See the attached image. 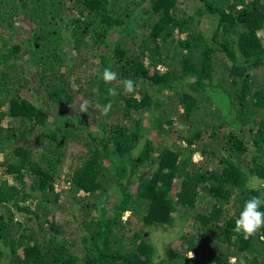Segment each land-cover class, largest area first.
Listing matches in <instances>:
<instances>
[{
    "label": "trees",
    "instance_id": "1",
    "mask_svg": "<svg viewBox=\"0 0 264 264\" xmlns=\"http://www.w3.org/2000/svg\"><path fill=\"white\" fill-rule=\"evenodd\" d=\"M0 171V264H264V0H0Z\"/></svg>",
    "mask_w": 264,
    "mask_h": 264
},
{
    "label": "clouds",
    "instance_id": "2",
    "mask_svg": "<svg viewBox=\"0 0 264 264\" xmlns=\"http://www.w3.org/2000/svg\"><path fill=\"white\" fill-rule=\"evenodd\" d=\"M102 80L104 81V83L109 85H113L115 82L122 83L123 91L125 94H133L136 91L135 81L132 80L131 78L121 80L118 74L115 71H113L111 65H108L104 68L102 73ZM108 94L110 96H114V95H118L119 93L117 92V88L113 86L108 89ZM110 107H111L110 104L105 106L103 113L104 115L107 114ZM80 111L81 113H87L89 116L91 115L88 101L85 100L81 103ZM240 132L243 135V132L242 131ZM244 139L249 140L250 134H245ZM194 156H193V160L196 162L197 160L195 159ZM251 181L253 184H255L259 180L257 178L251 177ZM62 186L60 187V189H66L67 187V185L64 188H62ZM262 209H264V193L250 196L244 202L239 212V215L235 220L234 231L237 234L241 235L245 240L254 237L258 232H260L261 229H264V210ZM189 256H193V253H189ZM238 259H239V264H246V261L243 258H237V257H229L228 264H237Z\"/></svg>",
    "mask_w": 264,
    "mask_h": 264
},
{
    "label": "rangeland",
    "instance_id": "3",
    "mask_svg": "<svg viewBox=\"0 0 264 264\" xmlns=\"http://www.w3.org/2000/svg\"><path fill=\"white\" fill-rule=\"evenodd\" d=\"M213 23H214L213 21L212 22H209L208 25L209 26H213L214 25ZM21 28H22V31H26V30H23V29H26V28H24V27H21ZM87 72H90V71H87ZM44 101H45L46 104L50 105L48 99H44ZM27 143H29V139H26V143H24V144H27ZM171 148H172V146H171ZM66 154L68 155V153H67V147H66ZM194 155H195L194 157H195L196 160H199L200 159L198 153H196ZM69 162H70L69 160H64V162H63V164L61 166L60 173L55 178V183H53V188H54V192L55 193L56 192L58 193V191L60 190V187L62 186V184H61V183H63L62 179L64 177L65 171L67 170V168L69 166ZM4 179H9V178L6 177V176H4L2 174V172L0 171V181L1 180H4ZM9 181H10V183H13L11 179H9ZM57 183H58L59 186L57 185ZM257 183H258V181H257ZM251 184H253L252 181H251ZM64 187L65 186H62V188H64ZM77 196L83 198L85 195L82 192H80ZM70 204H75V203L74 202H71ZM70 204L68 203L67 206H64L63 207V210H64L65 213L63 215H60L59 216V223H62L65 220L68 221V219L69 220H73L76 214L78 216V213L75 210V207L73 205L70 206ZM127 215L128 214H125L123 217H126ZM175 224L172 227L168 228V230H165V231H162V232H159L158 231V232L154 233V235L152 237V240H154V242H155V244L157 246H159V243H161V242L166 243V242H169V241H172V242L174 241L176 244H178L179 241H177V238L179 237V235L184 230L188 229V227L190 226L191 223L188 224V222L187 223L184 222L183 224H180L179 226H177L178 224H176V225ZM71 228L74 229L73 225H71ZM158 249L159 250H158V253L156 254V256L158 255L160 257H164L165 254H164L163 249L160 246H159Z\"/></svg>",
    "mask_w": 264,
    "mask_h": 264
}]
</instances>
